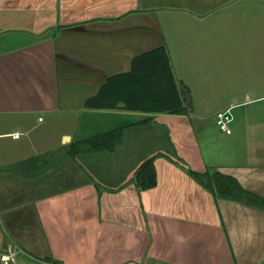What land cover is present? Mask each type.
<instances>
[{
    "label": "crops",
    "instance_id": "0c3cea01",
    "mask_svg": "<svg viewBox=\"0 0 264 264\" xmlns=\"http://www.w3.org/2000/svg\"><path fill=\"white\" fill-rule=\"evenodd\" d=\"M230 1L0 0V264L12 242L16 264H264V207L216 197L188 171L219 170L264 197V26L223 93ZM162 45L194 100L231 108V133L218 129L222 109L85 107ZM122 126L113 151L80 150ZM150 157L157 184L140 189L133 178Z\"/></svg>",
    "mask_w": 264,
    "mask_h": 264
},
{
    "label": "trees",
    "instance_id": "16d2710c",
    "mask_svg": "<svg viewBox=\"0 0 264 264\" xmlns=\"http://www.w3.org/2000/svg\"><path fill=\"white\" fill-rule=\"evenodd\" d=\"M84 105L94 109L122 108L146 113L189 114L193 110L191 90L177 78L166 45L135 56L129 70L108 76L97 93L85 100ZM123 128L80 140V150L113 151L122 138ZM188 171L216 197L264 207V197L244 188L230 174L210 168L198 171L189 167ZM133 180L140 189L157 184L153 157L141 163Z\"/></svg>",
    "mask_w": 264,
    "mask_h": 264
},
{
    "label": "rangeland",
    "instance_id": "374dc122",
    "mask_svg": "<svg viewBox=\"0 0 264 264\" xmlns=\"http://www.w3.org/2000/svg\"><path fill=\"white\" fill-rule=\"evenodd\" d=\"M221 13L225 15L224 21H222V29L227 32L233 31V34H225L222 39H218V48H222L220 57L218 58V65L223 70L222 74L218 75V79L221 80L220 84L226 90L223 93H230L231 65L233 63L247 65L253 61L252 54L255 53L254 43L257 42V39L252 36V30L263 29L264 0H232L221 7ZM172 55L173 57H182L184 51L180 50L179 55L173 52ZM176 68V73L183 78L178 65ZM188 71L194 74L197 80L202 76L198 71L195 72L193 69ZM192 80L195 79L193 78ZM179 81L182 80L179 79ZM191 99L194 110L199 113L226 109V106H224L225 102L207 103L200 96L194 100L192 95ZM207 124L213 127L212 123L208 122ZM218 129L220 130L219 127Z\"/></svg>",
    "mask_w": 264,
    "mask_h": 264
},
{
    "label": "built area",
    "instance_id": "2783aa9c",
    "mask_svg": "<svg viewBox=\"0 0 264 264\" xmlns=\"http://www.w3.org/2000/svg\"><path fill=\"white\" fill-rule=\"evenodd\" d=\"M215 119L221 130L227 133H231L232 131L231 122L233 120V115H232V111L230 107L218 111ZM20 135L21 133L19 131L15 133V137L17 138L20 137ZM21 252L22 250L14 242H12L11 244H9L7 250L2 256L3 263L4 264H16L17 259Z\"/></svg>",
    "mask_w": 264,
    "mask_h": 264
}]
</instances>
